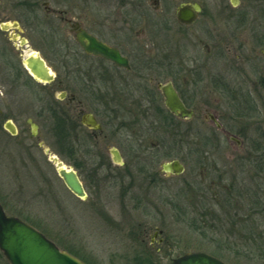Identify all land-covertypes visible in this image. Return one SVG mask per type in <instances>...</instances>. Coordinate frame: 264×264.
<instances>
[{"label": "flooded vegetation", "instance_id": "flooded-vegetation-1", "mask_svg": "<svg viewBox=\"0 0 264 264\" xmlns=\"http://www.w3.org/2000/svg\"><path fill=\"white\" fill-rule=\"evenodd\" d=\"M191 9L192 19L182 15ZM39 61L46 79L29 68L42 73ZM254 66L264 67V0H0V135L15 140L3 137L1 147L25 174L40 171L53 184L54 173L75 198L116 201L124 217L157 202L185 216L180 192L188 186L207 197L190 199L193 206L213 207L218 229L232 226L249 243L246 255L262 258L264 232L254 233L251 218H263L264 199L249 176L264 129V87L247 85ZM166 91L191 117L172 114ZM200 111L210 136L201 134ZM203 142L211 151L202 152ZM245 142L253 149L234 157L227 145ZM185 153L199 166L210 158L209 184L203 177L175 185ZM174 161L182 173L164 170ZM62 169L76 174L86 197L67 187ZM130 232L145 250L166 244L158 226Z\"/></svg>", "mask_w": 264, "mask_h": 264}, {"label": "rangeland", "instance_id": "rangeland-1", "mask_svg": "<svg viewBox=\"0 0 264 264\" xmlns=\"http://www.w3.org/2000/svg\"><path fill=\"white\" fill-rule=\"evenodd\" d=\"M248 72L247 85L257 89L263 88L264 67L258 69L257 66H254L249 68ZM220 113L221 116H224L227 111H220ZM260 114L259 117L264 124V103ZM206 115H208L206 111L199 112L198 117L201 125L199 127L202 135L210 136L214 128L205 121ZM235 117L234 112L233 118ZM2 135V137L0 135L1 142L4 141V138L10 139L6 135ZM10 140L15 143V140ZM260 140L259 143L254 144V148L260 147V163L258 162L257 167L255 166L257 159L253 160L254 163L249 165L251 167L249 176L251 179L253 177L252 180H255L260 186L255 187L253 192L261 193L259 196L264 199V129L261 132ZM1 142L0 198L5 204L4 209L12 216H28L32 219L33 226L57 244L61 250L82 261L90 264H139L143 260H149V263L145 264H169L173 259L180 258L184 254L205 252L227 264H264V256L261 258L252 253L246 255L245 250L249 243L241 237L239 231L232 230L234 228L230 225L228 228L218 229V223L212 220L210 214L213 207L201 206L197 208L193 206L194 203H191L190 199L207 198L203 196V193L201 195L196 193L194 196L192 188L188 186L184 189L181 188L185 183L188 184L191 180L192 183H196L203 177H205L206 183H210L209 155L206 157L208 158L206 164L201 167L197 165L193 156L185 153L186 172L177 179L179 183H175L182 189L180 193L185 199V209H187L185 216L179 217L178 211L173 206L157 202V205L153 207L131 208L130 214H126L124 217L125 209L116 201L104 204L98 202L92 193H88L89 196L84 201L75 198L54 173L52 175L53 184L45 183L41 178L40 171L32 170L31 174H25V171L20 167L18 158H10L4 154V147H1L3 142ZM201 144L202 152L211 151L209 143ZM251 145L252 143L245 142L240 149L235 145L227 146L233 151L234 157H241L244 152L253 149ZM57 149L61 150L59 146ZM234 157L233 162L236 160ZM63 161L65 166H72L71 162ZM205 186L203 185V187ZM206 193L209 197L210 191H204L205 195ZM170 194L172 193L170 192ZM195 210L200 211L202 216L192 219L193 214L190 212ZM258 213L255 214L259 221L251 218L252 225L256 224L255 234L264 232V216L261 218ZM251 215L253 213H250ZM139 223L158 226L164 231L166 244L159 253L145 250V247L141 248L139 242L137 243L130 236V230L137 227ZM238 224L235 222V226ZM151 236L152 234L149 235L147 243L150 242ZM259 240L263 242L261 247L264 248V238ZM257 256L261 259H258ZM0 264H8L1 254Z\"/></svg>", "mask_w": 264, "mask_h": 264}, {"label": "water", "instance_id": "water-1", "mask_svg": "<svg viewBox=\"0 0 264 264\" xmlns=\"http://www.w3.org/2000/svg\"><path fill=\"white\" fill-rule=\"evenodd\" d=\"M192 9L190 12L184 10L182 15L186 18L193 16ZM184 21H190L186 20ZM42 73L36 67L29 65L31 71L42 79L47 70L43 61H39ZM167 106L172 114H177L182 118L191 117L192 113L183 107L174 91L165 92ZM165 171H173L180 174L184 171L183 166L174 161L163 165ZM67 187L75 195L86 197L82 184L74 172H68L65 169L59 171ZM0 203V251L4 254L5 260L9 264H87L70 253L61 250L45 234L33 228L30 224L16 216H8ZM170 264H225L220 259L205 252L187 253L180 258L173 259Z\"/></svg>", "mask_w": 264, "mask_h": 264}, {"label": "trees", "instance_id": "trees-1", "mask_svg": "<svg viewBox=\"0 0 264 264\" xmlns=\"http://www.w3.org/2000/svg\"><path fill=\"white\" fill-rule=\"evenodd\" d=\"M137 242H139V240L137 241ZM144 253V252H143ZM1 254V253H0ZM2 255V254H1ZM148 259V258H147ZM87 263V262H86ZM145 263H149V260H143V261H141L139 264H145ZM88 264H90V263H88Z\"/></svg>", "mask_w": 264, "mask_h": 264}]
</instances>
